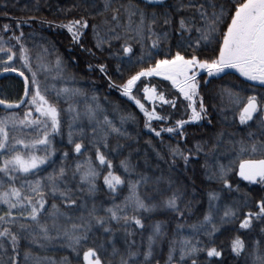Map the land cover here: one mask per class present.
Returning <instances> with one entry per match:
<instances>
[{
  "label": "snow or ice",
  "instance_id": "1",
  "mask_svg": "<svg viewBox=\"0 0 264 264\" xmlns=\"http://www.w3.org/2000/svg\"><path fill=\"white\" fill-rule=\"evenodd\" d=\"M152 2L146 0L148 4ZM121 7L127 13L123 25L120 22V9L113 8V0H103L104 10L114 13L110 21H105V24L110 25L108 31L114 34L113 38H120L117 29L121 27L125 31H134L141 40L146 30L151 34L149 39L156 36L151 44V49L156 51H148L147 59L142 54L137 63L146 66L140 67L126 79L121 73V83L117 84L109 78L108 87L110 90L117 89L122 97L134 103L144 116L145 129L161 138L162 145V133L184 137L186 125L206 118L207 109L200 89L202 81L204 84L210 81L205 80L202 73L221 80L238 73L245 81L260 86L258 92L252 89L257 94L247 96L241 95L243 90H234L235 86H221L218 95L222 99L226 96L229 107L238 110L244 135L237 139L235 133H229L225 140V133L220 132L209 152H204L202 144L198 143L195 147V153L204 152L208 179L222 187L220 191L208 193V208L201 220L192 224L186 220L184 223L177 222L171 238H167L162 224L156 222L147 236L144 251L136 247L135 240L125 239V252H120L113 241V224L119 225L125 236L130 237L135 234L129 231L132 225L141 230L144 228L141 213L164 209L184 217L185 213L191 214L192 201L181 208L184 193L179 188L161 202H156L147 192L142 197L140 189L149 184L148 177L140 176L133 181L122 178L114 170L109 141L113 136L120 137L124 133L109 119L99 97L92 95L89 98L81 88H57L54 83H50L58 79L75 81V76H65L64 62L59 56L50 66L46 62V56L51 54L47 48L36 55L34 65L30 49L22 42V31L11 37L16 43L8 47L5 46L7 41L0 36V53L6 57H0V70L23 77V95L17 101L0 99V106L8 113L0 116V250L8 255V259L0 260V264H20L17 257L20 256L22 244L25 247L24 264H72L68 256L56 261L34 254V250L47 252L57 246L73 254L76 264H105L101 252L108 253L109 246L110 255L119 257L118 264H153L154 260L155 264H160L156 259L157 248L165 241V264H188L189 260L191 264H198L202 252L207 257L204 264H216L212 258L221 257L222 252L216 247L206 246L198 237H211L220 230L215 218L221 211L220 226L239 220V229L250 230L254 220L264 222V195L255 203L258 211L244 212L251 198L248 193L232 197L231 194L240 193L241 188L239 182L235 187L230 183L236 176L248 185L261 186L264 191V0H187L186 3L179 0L176 11L181 15L173 29L176 43L166 50L160 47V43L161 40L168 42L169 32L165 31L161 35L154 32L157 22L154 12L149 18L139 4L131 0L127 6ZM137 16L138 21L133 20ZM164 24L171 27L173 19L166 16ZM9 27L5 24L2 30L7 32ZM16 27H20V24L17 23ZM57 27L66 28L72 41L79 44L84 35L83 30L89 28V23L81 18ZM92 30L98 49H102L105 43L110 46L109 41L99 37L97 26L93 25ZM88 51L94 55L90 49ZM122 52L123 57L116 53L111 55L121 62H124V57H128L127 62L131 63L133 48L124 45ZM15 59L19 60L21 68L30 76L15 66ZM98 67L101 73L107 75L105 64ZM117 71L120 69L117 68ZM157 77L161 79L155 82L150 79ZM164 81L170 82L171 89L175 90L171 98L160 87ZM78 98H83L82 109ZM61 104L67 107L62 108ZM165 106L173 111H166ZM181 107L187 119H175L171 126L160 127L159 130L153 127L154 121L167 125ZM18 110L23 111L22 117ZM128 119L134 120L135 115L121 116V125ZM65 123L68 129L67 143L72 146L71 152L75 155L71 157L68 151H64L57 168L53 167V157L57 152L54 141L57 136L63 138ZM119 147L117 144L116 149ZM164 147L171 157L170 167L175 166L177 159L183 160L187 166L193 150L189 149L186 154L179 143ZM93 149L94 159L88 154ZM38 151L44 154L37 155ZM157 155L164 159L159 153ZM209 155L214 161L211 164L207 159ZM70 159L72 163L68 162ZM44 166L52 167L47 175H42L47 171ZM118 167L127 176L134 171L127 158L120 160ZM101 177L103 186L111 194L109 207H105L103 202H96ZM125 184L128 195L116 203ZM168 186L172 188L171 181ZM154 191L159 193V188L156 187ZM222 193L230 203H224L221 207ZM185 228L190 230L191 235L183 234ZM260 231L264 233V227ZM94 238H102V242L96 244ZM90 241L94 246H88ZM85 247L81 262V250ZM159 250L163 252L162 247ZM231 252L237 257L244 256V264H264V240L256 239L248 246L237 235L231 241ZM108 264H112V261H108Z\"/></svg>",
  "mask_w": 264,
  "mask_h": 264
},
{
  "label": "trees",
  "instance_id": "2",
  "mask_svg": "<svg viewBox=\"0 0 264 264\" xmlns=\"http://www.w3.org/2000/svg\"><path fill=\"white\" fill-rule=\"evenodd\" d=\"M132 3L139 4V7L143 9L146 15L150 18L154 12L156 14V25L153 30L158 35H161L165 31L169 32L168 42L165 43L161 40L160 47L166 50L170 45H175L176 34L173 29L177 26L176 22L181 15L176 11L179 0H162L153 1L151 4L146 3V0H131ZM186 3L187 0H184ZM130 0H113V8L120 9V22L123 25L127 19V13L121 5L127 6ZM93 4L95 7H93ZM112 10L105 11L103 8V0H0V36L7 41L6 47L14 45L16 42L11 39L13 35H19L22 31L24 37L22 42L30 49L33 57V63L35 65V57L38 53H43V49L47 48L50 55L46 56V62L51 66L54 65L56 57L59 56L64 62L65 76H75V81H62L55 80L50 81L54 83L57 88L61 87H76L81 88L90 98L92 95L99 97V102L106 109L109 119L113 120L117 127L121 128L123 136H113L110 141V158L113 160L114 170L116 174L121 175L122 178L131 179L133 181L140 178V176H146L149 178V184L145 188H141V195L144 196L145 192L151 195L156 202H161L167 196L171 195V192L179 188L184 193L183 202H180V207L183 208L184 204L188 201H192L191 214L185 213L184 217H179L171 211H165L164 209H158L153 213H141V219L144 223V228L141 230L132 225L129 231L135 234L130 237H126L123 229L119 225L113 224L115 235L113 241L115 246L120 252H125V239L135 240L136 247L141 251L145 250L147 236L151 232L152 226L156 222L162 224L163 230L167 233V238H171L176 228L177 222L184 223L186 220L188 224L196 223L203 218V214L208 208V193L210 191H220L222 185L208 179L205 172V155L204 152H209L211 146L215 143V137L218 133H225V140L228 139L229 133H235L239 138L244 135L241 129L244 127L239 124L238 110L231 109L229 102L225 96L223 99L218 95L221 91V86H235L234 90L241 91L242 96L257 94L260 90V86L254 82L245 81L243 77H240L238 73H234L230 76L224 77V79L207 77L206 73L201 75L205 80L210 81L207 84L201 83L200 96L203 97L204 105L207 109V116L205 119L190 123L185 126V136H170L168 133H162L164 144H161V138H157L154 134L149 133L144 127V116L140 113L139 109L135 107L134 103L128 101L126 97H122L117 89H109L108 79L119 84L122 82L121 73L123 78L126 79L128 75L138 71L140 67L146 66L137 63L138 58L143 54L147 59V52L156 50L151 49L152 40L156 39V36L151 35L145 30L144 38L141 40L137 37L134 31H125L123 27L117 29L119 39H115L114 34L108 31L110 25L105 24V21L111 20L113 15ZM187 14V13H185ZM169 16L173 19V25L164 24V19ZM85 19L89 23V28L84 29V35L80 39V43L76 44L72 41L71 34L66 28L57 27V25L68 24L70 21ZM133 20L138 21V16L133 17ZM17 23L20 27H16ZM115 22H113L114 24ZM9 25V31L4 32L3 26ZM97 26L99 37L103 40L109 41L105 43L102 49H98L96 45V37L94 36L92 26ZM135 27V25H133ZM138 40L140 42H138ZM124 45H130L133 48L134 55L131 57V63H128V57H124V62L120 59L112 56V53H116L123 57L122 47ZM18 48V46H17ZM91 50L94 55H90L88 50ZM17 50V49H14ZM173 50H175L173 48ZM0 57L6 59L3 53H0ZM157 59L160 57H156ZM105 64L107 66V75L99 71V65ZM91 65V68L89 67ZM15 66L25 71V75H29L25 69L21 68V64L18 59H15ZM117 68L120 71H117ZM2 71V70H0ZM54 74V73H53ZM42 79V77H41ZM251 86V87H250ZM256 89L257 92L252 91ZM23 94V81L17 76H6L0 80V98L6 100H12L14 97H19ZM80 99V107L83 108V98ZM60 107L64 108L67 105L61 104ZM224 109V111H222ZM20 114L23 113L22 110ZM7 115L8 113L0 108V116ZM129 114L135 115V119L126 120L121 125V116H128ZM186 117V116H185ZM227 117V119H225ZM67 118L65 117V120ZM209 120L211 123H209ZM174 121H169L167 125H163L158 122H153V127L159 130L160 127L171 126ZM63 138L57 136L54 144L57 148L56 155L53 157L55 165L53 167H59L61 163V156L64 151H68L71 157H74V153L71 152L72 146L67 143V124L63 126ZM20 135V133H17ZM149 141L151 143H149ZM206 142V143H205ZM87 145V141H85ZM179 146L182 150L188 154V150H193L190 156L189 163L185 166V163L181 159H177L174 167L171 165V157L168 156L167 148L164 145L171 144ZM204 146V152L195 153V147L197 144ZM120 147L116 149V145ZM116 149V151H111ZM103 151V149H102ZM163 156L164 159H160ZM43 155L42 151H38L37 155ZM88 154L93 156L94 149ZM129 159L134 171L130 176H127L120 169L119 163L122 159ZM83 159V157L81 158ZM208 162L213 163L211 155L207 157ZM72 163L70 159L68 161ZM227 162V161H223ZM47 168L46 172L42 175H47V172L52 171V167L44 166ZM159 183L157 184V181ZM172 182V188L168 186V182ZM239 182L241 192L232 193V197H240L244 193H248L251 198V203L248 208L244 209V212L249 210L255 212L258 209L255 206L256 201L261 195H264V191L261 190L259 185H248L246 181H240L239 177L234 176L230 183L235 187ZM100 191L96 194V202L99 204L103 202L105 207L111 206V194L106 187L103 186V178L98 181ZM158 187L159 193H156L154 189ZM128 195L127 184L119 192L116 203H120L123 198ZM222 195L221 207L224 203H230V200ZM103 214V213H101ZM219 215H222V211ZM219 215L216 216L215 222L219 226L213 236L200 235L198 238L208 247H216L217 250L222 252L221 257L212 258L216 264H244V256L237 257L231 252V241L237 235L241 237L246 245L251 246L256 239L264 240V233H261V227H264V222L257 220L253 221L252 228L250 230L239 229V220L234 223H227L220 226ZM243 217L241 216V219ZM210 227V226H209ZM184 235H191L189 229L185 228ZM96 239V238H94ZM102 242L101 239H96V244ZM88 246H94L90 241ZM87 247V246H86ZM85 249L81 250L80 260L82 262V253ZM160 247L163 248V252H160ZM135 250V249H134ZM25 247L22 244L20 248V256L17 257L20 264H24L23 253ZM10 252V246H9ZM111 247H108V253L101 252L102 257L105 260V264L108 261H112V264H118L119 257H112L110 255ZM34 254L51 257L56 261H60L62 257L68 256L72 260V264H76V259L73 254L68 250L61 249L58 246L50 248L47 252H41L34 250ZM142 259V257H140ZM167 258V242L157 248L156 259L160 261V264H165ZM3 250H0V260H7ZM207 259L206 253H200L198 264H204ZM155 264V260L153 261ZM191 264V261H188Z\"/></svg>",
  "mask_w": 264,
  "mask_h": 264
},
{
  "label": "rangeland",
  "instance_id": "3",
  "mask_svg": "<svg viewBox=\"0 0 264 264\" xmlns=\"http://www.w3.org/2000/svg\"><path fill=\"white\" fill-rule=\"evenodd\" d=\"M153 1L156 2V1H160V0H153ZM150 79H153V82H155V81H159L161 78L157 77V78H150ZM160 87H161L162 90L165 91V95H166L168 98H171V97H172V94L174 93L175 90L171 89L170 82L164 81V82L161 83ZM20 96H22V95H20ZM20 96H19V97H20ZM19 97H14L12 100H8V101H17ZM179 99H182V97L179 98ZM145 103H146V106H149V105L147 104V102H145ZM185 103H186V102H185ZM157 110L160 111L161 114H164V111H161L159 108H158ZM165 110H166V111H173V110L169 109L167 106H165ZM5 115H6V114H5ZM20 115H21V117H22V116H23V113L20 114ZM2 116H4V115H2ZM185 116H186V117H185ZM179 118H184V119H187V118H188L187 115H184V109H183V107L180 108V111L177 112V113L175 114V116L173 117V119L170 120V121H174L175 119H179ZM41 155H42V154H41Z\"/></svg>",
  "mask_w": 264,
  "mask_h": 264
},
{
  "label": "water",
  "instance_id": "4",
  "mask_svg": "<svg viewBox=\"0 0 264 264\" xmlns=\"http://www.w3.org/2000/svg\"><path fill=\"white\" fill-rule=\"evenodd\" d=\"M10 75L17 76L23 81V77H20L17 73H4L3 71H0V80L3 79L4 77L10 76ZM9 102H15V101H9ZM0 108L4 109L3 106H0Z\"/></svg>",
  "mask_w": 264,
  "mask_h": 264
}]
</instances>
